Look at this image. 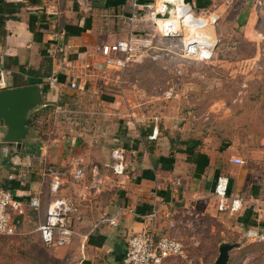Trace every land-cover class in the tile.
Listing matches in <instances>:
<instances>
[{
	"label": "crops",
	"instance_id": "1",
	"mask_svg": "<svg viewBox=\"0 0 264 264\" xmlns=\"http://www.w3.org/2000/svg\"><path fill=\"white\" fill-rule=\"evenodd\" d=\"M225 1L192 0L197 12L218 17L209 33L214 34L223 16L235 12L237 23L245 24L243 28L238 25L244 36L253 33L261 37L254 26L264 15L254 8L252 0ZM154 2L3 0L0 70L10 72L9 88L40 86L45 105L29 118L31 133L24 149L4 143L0 125V188L9 190L19 202L39 200V207H26L23 216L12 212L17 234L13 237L21 243L39 242L52 250L61 264H123L127 238L143 229V217L153 208L158 210L157 236L175 235L185 247L183 254L163 264H189V249L196 238L198 241L200 230L209 226L212 233L210 222L217 213L213 189L220 174L230 180L229 193L244 197L248 203L235 217L241 229L251 235L253 230L264 228V223L256 222L255 214L264 205V199H259L263 194L261 178L231 163L235 157L247 158L231 126H218V133H214L193 122L191 113L182 116L175 110L162 109L152 118L160 121H150L152 112L128 109L117 87L120 73L107 67L96 52V47L129 34L150 36L152 30L156 31L153 23L128 21L132 11L146 15V6ZM162 41V47H166V41ZM73 78L75 89L70 88ZM57 108L84 114L63 116L55 113ZM93 111L101 114L87 116ZM155 130L156 138L150 139ZM118 146L126 150V178L121 187L90 194L85 184L65 180L56 196L50 193L45 167L67 170L69 163L88 167L96 164L101 172L109 173L111 152ZM55 197L74 203L70 215L74 234L68 245L46 248L37 228ZM107 218H115L117 226L103 223Z\"/></svg>",
	"mask_w": 264,
	"mask_h": 264
},
{
	"label": "rangeland",
	"instance_id": "2",
	"mask_svg": "<svg viewBox=\"0 0 264 264\" xmlns=\"http://www.w3.org/2000/svg\"><path fill=\"white\" fill-rule=\"evenodd\" d=\"M235 14L223 16L214 34L209 30L202 32L217 43L211 60L182 58L174 55L173 50L144 51L120 73L117 87L125 94L123 101L128 109L153 113L150 121H160L152 118L166 109L182 116L191 113L193 122L214 133H218L215 131L218 126H231L237 145L247 155L243 166L261 178L263 194L259 199H264V18L260 17L254 26L262 34L257 38L253 33L247 36L241 33L238 25L243 28L245 24L243 21L238 24ZM150 38L155 46H163L156 31L152 30ZM171 87L176 88L178 96L167 100L164 93ZM257 152L260 155H255ZM255 214L256 222L264 223V205ZM235 217L216 213L210 222L212 233L209 226L200 230L198 241L196 238L190 246L189 264H214L217 247L223 241L239 243L230 255L229 264H264V241L255 239L264 236V228L248 235ZM18 239L0 237V264H61L53 251L39 242L28 244Z\"/></svg>",
	"mask_w": 264,
	"mask_h": 264
},
{
	"label": "built area",
	"instance_id": "3",
	"mask_svg": "<svg viewBox=\"0 0 264 264\" xmlns=\"http://www.w3.org/2000/svg\"><path fill=\"white\" fill-rule=\"evenodd\" d=\"M225 2L230 1L226 0ZM166 3H171L174 10L167 18H164ZM252 3L254 8L264 15V0H252ZM146 8L147 13L143 16L132 11L128 17L129 23L134 24L139 21L153 23L161 41L167 42L166 47L155 46L150 36L142 37L129 34L125 39L96 47V52L103 58L107 67L122 73L144 51L155 53V51L172 52L173 50L174 55L200 61H209L213 58L217 43L208 36L202 35V32L214 25L218 20L217 16L199 13L193 6L184 3V0H155ZM158 15L160 18H157ZM175 40L179 42L174 45L170 44ZM9 75L10 72L0 70V91L9 88L7 82ZM53 81L55 79H51V82ZM70 88H77V82L74 78L70 82ZM177 96L174 87L169 88L164 93V98L167 100ZM122 97L123 100L126 99L124 93ZM55 113L63 116L80 117L84 114L81 110L67 108H57ZM100 114V111H93L89 112L87 116L96 118ZM40 122L36 120V123L41 124L42 122ZM156 135L155 130L150 139H155ZM230 161L236 165H245V161L239 157L232 158ZM108 168L109 173H104L96 164L88 167L81 163H69L67 170L48 166L43 169V174L50 177L49 190L53 196H56L63 187L65 180H71L75 184H85L84 186L90 194L100 193L108 187L119 188L123 185V178H126L125 148L118 146L112 150L111 164ZM89 171L90 177L88 178ZM229 185L230 180L226 175L220 174L216 177L213 189L215 210L219 214H240L245 207L246 200L242 196L231 195ZM26 207H39V200L31 198L27 203L19 202L9 190L0 188V237L9 238L17 235L12 212L14 211L18 216H23ZM74 210V203L64 198L55 197L50 202L45 219L37 228L46 248H61L71 242L74 232L70 215ZM157 217L158 210L153 208L143 217V229L134 232L127 238L123 264H163L167 259L178 257L183 253L184 245L177 236H157ZM102 222L108 226H117L115 218H107ZM255 239L257 242H261L264 241V236H257Z\"/></svg>",
	"mask_w": 264,
	"mask_h": 264
},
{
	"label": "water",
	"instance_id": "4",
	"mask_svg": "<svg viewBox=\"0 0 264 264\" xmlns=\"http://www.w3.org/2000/svg\"><path fill=\"white\" fill-rule=\"evenodd\" d=\"M192 6V0H184ZM3 0H0V21L3 20ZM174 10L171 3H166L164 18ZM157 18H160L158 15ZM45 105L43 90L38 85L12 87L0 91V125L4 130L3 142L24 149L25 141L31 133L30 116ZM239 244L221 243L214 264H229V252Z\"/></svg>",
	"mask_w": 264,
	"mask_h": 264
}]
</instances>
